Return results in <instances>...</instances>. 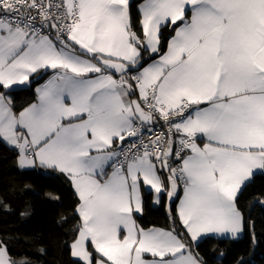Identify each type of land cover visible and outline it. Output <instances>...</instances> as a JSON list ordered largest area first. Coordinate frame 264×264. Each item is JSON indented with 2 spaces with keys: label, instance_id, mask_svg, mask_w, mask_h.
Masks as SVG:
<instances>
[{
  "label": "snow or ice",
  "instance_id": "1",
  "mask_svg": "<svg viewBox=\"0 0 264 264\" xmlns=\"http://www.w3.org/2000/svg\"><path fill=\"white\" fill-rule=\"evenodd\" d=\"M0 143L70 183L73 264H204L264 174V0H0ZM145 192L172 228L137 223Z\"/></svg>",
  "mask_w": 264,
  "mask_h": 264
},
{
  "label": "trees",
  "instance_id": "2",
  "mask_svg": "<svg viewBox=\"0 0 264 264\" xmlns=\"http://www.w3.org/2000/svg\"><path fill=\"white\" fill-rule=\"evenodd\" d=\"M137 1L132 0V3ZM133 11L135 15V9ZM170 34V29H164L165 38ZM163 47L166 49V43ZM35 80L39 78H34L31 90L23 89L15 96L18 107L34 100ZM181 194L182 188L171 202L173 213ZM262 198L264 174H257L238 198L245 214V230L241 238H208L198 242L199 247L193 251L199 252L204 264H264V204L259 202ZM76 202L71 185L64 176L51 170L19 169L15 153L0 143V240L7 244L14 259L23 258L27 264H73L68 246L79 220L74 215ZM167 204L166 194L162 203L155 206L151 194L145 192L144 212L139 217L141 225L172 228Z\"/></svg>",
  "mask_w": 264,
  "mask_h": 264
},
{
  "label": "crops",
  "instance_id": "3",
  "mask_svg": "<svg viewBox=\"0 0 264 264\" xmlns=\"http://www.w3.org/2000/svg\"><path fill=\"white\" fill-rule=\"evenodd\" d=\"M138 2H139V1H137V3H138ZM165 50H166V49H165ZM150 62H151V61H150ZM46 79H47V78H46ZM42 83H43V82H42ZM36 169H40V168H36ZM31 170H34V169H31ZM41 170H46V169H41ZM182 195H183V192H182L181 196H182ZM151 200H152V204L155 205V206H157V204H154V203H153L152 196H151ZM178 203H179V201H178ZM139 217H141V215L138 214L137 217H136V219H137V223L141 225V223H140V221H139ZM141 226H142V225H141ZM142 227H143V226H142ZM144 228H146V227H144ZM150 228H152V227H150ZM241 236H242V233L239 234V236H238L237 238L233 239V238L228 237V236H216V235H213V234H208V235L203 236L198 242H200V241H202V240H204V239H208V238L237 240V239L241 238Z\"/></svg>",
  "mask_w": 264,
  "mask_h": 264
},
{
  "label": "built area",
  "instance_id": "4",
  "mask_svg": "<svg viewBox=\"0 0 264 264\" xmlns=\"http://www.w3.org/2000/svg\"><path fill=\"white\" fill-rule=\"evenodd\" d=\"M161 123H162V122H161ZM156 129H157L158 131H166V129H161L159 124L156 125Z\"/></svg>",
  "mask_w": 264,
  "mask_h": 264
},
{
  "label": "rangeland",
  "instance_id": "5",
  "mask_svg": "<svg viewBox=\"0 0 264 264\" xmlns=\"http://www.w3.org/2000/svg\"><path fill=\"white\" fill-rule=\"evenodd\" d=\"M26 170H31V169H26Z\"/></svg>",
  "mask_w": 264,
  "mask_h": 264
},
{
  "label": "water",
  "instance_id": "6",
  "mask_svg": "<svg viewBox=\"0 0 264 264\" xmlns=\"http://www.w3.org/2000/svg\"><path fill=\"white\" fill-rule=\"evenodd\" d=\"M178 193H179V191H178ZM175 199V198H174Z\"/></svg>",
  "mask_w": 264,
  "mask_h": 264
}]
</instances>
